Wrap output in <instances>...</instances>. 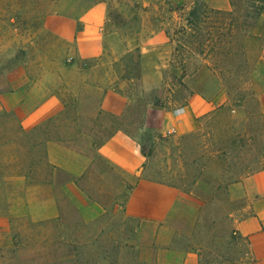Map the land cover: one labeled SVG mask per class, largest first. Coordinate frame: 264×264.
Returning a JSON list of instances; mask_svg holds the SVG:
<instances>
[{
	"label": "rangeland",
	"instance_id": "rangeland-1",
	"mask_svg": "<svg viewBox=\"0 0 264 264\" xmlns=\"http://www.w3.org/2000/svg\"><path fill=\"white\" fill-rule=\"evenodd\" d=\"M57 1L0 0V92L18 84L21 73L33 77L43 68H61L67 60L75 58V44L45 25ZM192 2L85 0L73 16L77 19L89 7L102 5L105 62L116 56L121 50L122 37L141 25V21L154 20L156 15V24L166 29L173 41L174 54L170 67L155 74L157 86L149 90L139 82L133 53L132 64L123 75L133 79L126 86L130 95L127 110L120 117L103 113L101 121L113 127L122 126L138 136L147 156L145 174L149 178L191 192L204 202L193 243L209 247L215 244L224 256V264H233L242 245L235 240V235L227 233L226 189L229 183L246 180L264 168V107L261 104L264 12L255 15L250 8L252 0H229V9L221 10L224 13L214 8L209 10L199 23V30L185 29L184 18ZM144 11L151 14L146 16L142 14ZM230 23L235 25L232 43L226 42L227 37L221 34V28ZM81 27L82 23L77 21V30ZM229 47H232L231 53L226 52ZM92 62L94 59L78 58L66 71L67 85L61 93L67 107L61 115L22 132L17 116L0 111V171L11 160L21 164L29 176L31 217L22 223L23 233L18 241L41 235L45 226L52 229L54 223L45 220L58 213L56 222L62 234L76 246L75 264H144L138 259V250L151 237L153 227L126 216L121 209H114V203L122 202L125 194L111 192L114 185L91 186L89 179H85L84 185L97 190V197L107 205L103 217L86 224L79 220L69 197L59 190L60 183L68 176L62 169L57 170L56 177L52 175L49 152L53 157L70 159L94 153L90 142L79 134L82 119L75 112L76 89L86 75V63ZM215 74L221 76L225 100L199 119L193 132L161 135L141 128L148 101L182 104L194 90L212 100L220 89ZM158 94L163 97L158 98ZM92 169L109 179H117L115 173L100 164L85 169L79 163L76 165L77 171H87V174ZM4 211L0 177V214ZM0 261L15 264L10 259Z\"/></svg>",
	"mask_w": 264,
	"mask_h": 264
},
{
	"label": "crops",
	"instance_id": "crops-1",
	"mask_svg": "<svg viewBox=\"0 0 264 264\" xmlns=\"http://www.w3.org/2000/svg\"><path fill=\"white\" fill-rule=\"evenodd\" d=\"M84 1L58 0L45 19L48 28L75 44V58L67 60L61 68H43L33 77L21 73L18 84L0 92V111L17 116L22 132L61 115L67 107L61 93L67 85L66 71L78 58L94 59L86 63V75L75 92V112L82 119L79 134L90 142L94 153L70 159L53 157L49 152L53 177L57 176L58 169L68 176L62 185L60 183L59 190L69 197L79 220L86 224L103 217L107 205L97 197V190L84 185L85 179H89L91 186L114 185L111 192L125 194L122 202L114 203V209H121L126 216L153 227L151 237L138 250V259L144 264H224V256L215 244L209 247L193 243L204 202L191 192L149 178L145 174L147 156L138 136L122 126L113 127L101 121L103 113L120 117L127 110L130 95L126 86L133 79L128 80L123 75L132 64V54H136L139 82L145 89L152 90L158 83L155 74L171 65L173 41L166 29L156 24L154 15V20L141 21V25L124 35L121 50L105 62L101 35L105 12L102 5L95 4L75 19L73 14ZM201 1L218 10L230 7L229 0ZM77 21L82 23L78 30ZM224 100L225 89L220 88L212 100L194 90L182 104L169 101L156 105L148 101L141 128L161 135L188 134L198 127L199 119ZM261 104L264 107V92ZM73 162L74 166L70 164ZM78 163L84 169L100 164L115 173L117 179H109L93 169L89 175L87 171H77ZM0 177L5 209L0 214V260L10 259L15 264H75L78 252L75 244L62 234L56 222L58 213L45 220L54 223L52 229L45 226L41 235L18 241L23 233L22 223L31 217L28 171L8 160ZM226 192L227 233L235 235V240L242 245L233 264H264V168L246 180L229 183ZM229 238L234 240L233 236Z\"/></svg>",
	"mask_w": 264,
	"mask_h": 264
},
{
	"label": "trees",
	"instance_id": "trees-1",
	"mask_svg": "<svg viewBox=\"0 0 264 264\" xmlns=\"http://www.w3.org/2000/svg\"><path fill=\"white\" fill-rule=\"evenodd\" d=\"M250 8L253 10V13L255 15H259L262 12H264V0H252ZM212 11V8H209L207 5H205L204 3H202V1L200 0H193L191 7L188 9L186 15H185V29L189 28H196L199 30V23L203 20V17L206 15V13L208 11ZM217 12L219 13H224L221 10L216 9ZM229 13V12H227ZM234 26L232 23L228 24L227 26H223V28H221V34L223 36H226V42L228 43H232L233 42V38L235 37L234 34ZM184 28L182 27L181 30H184ZM231 49L232 47H229L228 50L226 51L227 53H231ZM216 75V74H215ZM216 80L217 82H219L220 84V88H224V85L222 84V79L221 76L216 75ZM154 104L159 105L161 103L155 102Z\"/></svg>",
	"mask_w": 264,
	"mask_h": 264
}]
</instances>
